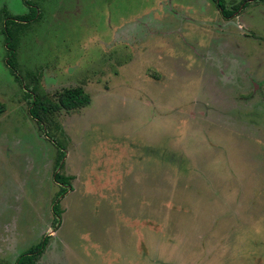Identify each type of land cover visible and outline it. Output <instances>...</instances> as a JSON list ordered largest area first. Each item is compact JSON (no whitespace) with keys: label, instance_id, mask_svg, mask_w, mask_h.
I'll return each mask as SVG.
<instances>
[{"label":"rangeland","instance_id":"rangeland-1","mask_svg":"<svg viewBox=\"0 0 264 264\" xmlns=\"http://www.w3.org/2000/svg\"><path fill=\"white\" fill-rule=\"evenodd\" d=\"M29 1L21 85L1 27L29 6L0 0V264L48 235L39 264H264V2L224 18L213 0ZM28 72L91 97L54 116L71 176L55 231Z\"/></svg>","mask_w":264,"mask_h":264},{"label":"trees","instance_id":"trees-1","mask_svg":"<svg viewBox=\"0 0 264 264\" xmlns=\"http://www.w3.org/2000/svg\"><path fill=\"white\" fill-rule=\"evenodd\" d=\"M216 7L220 10L223 17L228 18L238 11L242 5L246 7L250 1H262L264 0H240V3L234 5L231 9L226 8L224 0H213ZM25 3L29 6V11L23 15H11L6 11H3V22L1 32L4 35V44L6 48V61L9 71L14 75L15 79L22 85L23 79L20 76L17 61H16V44L18 42V29L27 25L38 18V9L31 4L29 0H25ZM30 81L25 83L26 88H30L29 92H24L26 99L29 101V114L34 118L38 125L44 126L46 136L53 142L56 150V158L54 161V173L53 180L59 184V191H57L55 198L52 202V212L54 215V223L52 228L57 229L59 225L60 217V198L71 188L70 180L71 176L65 175L58 169H63L65 156V137L64 130L60 124L54 119L55 114L60 110L76 111L87 106L90 101V95L84 90L82 86H75L64 88L60 92H57L55 98L49 97L40 92L38 87L37 76L38 74H31L28 72ZM5 106L0 101V114L4 111ZM50 235L43 237L37 244L29 247L27 250L21 252L15 260V264H39L38 260L42 254L47 239Z\"/></svg>","mask_w":264,"mask_h":264},{"label":"flooded vegetation","instance_id":"flooded-vegetation-1","mask_svg":"<svg viewBox=\"0 0 264 264\" xmlns=\"http://www.w3.org/2000/svg\"><path fill=\"white\" fill-rule=\"evenodd\" d=\"M250 2H252V1H250ZM253 2H254V1H253ZM233 6H234V5H233ZM226 8H227V7H226ZM242 8H246V7H243V6L241 5V6L239 7L238 11H239L240 9H242ZM217 9H218V7H217ZM228 9H231V8H228ZM218 10H219V9H218ZM238 11H237V12H238ZM219 12H220V10H219ZM235 13H236V12H235ZM220 14H221V13H220ZM221 16H222V15H221ZM231 16H232V15H231ZM231 16H230V17H231ZM222 17H223V16H222ZM224 18H225V17H224ZM228 18H229V17H228Z\"/></svg>","mask_w":264,"mask_h":264}]
</instances>
